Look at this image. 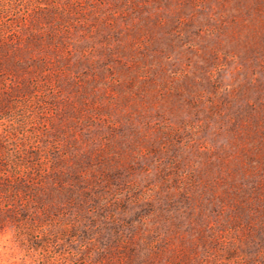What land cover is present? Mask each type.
Listing matches in <instances>:
<instances>
[{
    "label": "rangeland",
    "instance_id": "374dc122",
    "mask_svg": "<svg viewBox=\"0 0 264 264\" xmlns=\"http://www.w3.org/2000/svg\"><path fill=\"white\" fill-rule=\"evenodd\" d=\"M0 264H264V0H0Z\"/></svg>",
    "mask_w": 264,
    "mask_h": 264
},
{
    "label": "clouds",
    "instance_id": "9594fccd",
    "mask_svg": "<svg viewBox=\"0 0 264 264\" xmlns=\"http://www.w3.org/2000/svg\"><path fill=\"white\" fill-rule=\"evenodd\" d=\"M0 238H2L3 240L7 241L9 236H8V234H3V236L0 237Z\"/></svg>",
    "mask_w": 264,
    "mask_h": 264
}]
</instances>
